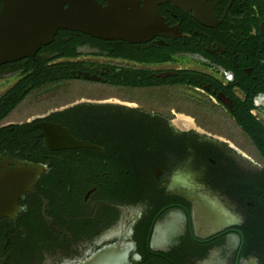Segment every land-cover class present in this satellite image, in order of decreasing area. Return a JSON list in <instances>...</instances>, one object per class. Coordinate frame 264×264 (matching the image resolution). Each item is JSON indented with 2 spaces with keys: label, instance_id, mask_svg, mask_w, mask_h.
Instances as JSON below:
<instances>
[{
  "label": "flooded vegetation",
  "instance_id": "1",
  "mask_svg": "<svg viewBox=\"0 0 264 264\" xmlns=\"http://www.w3.org/2000/svg\"><path fill=\"white\" fill-rule=\"evenodd\" d=\"M131 2L0 62V264H264V0Z\"/></svg>",
  "mask_w": 264,
  "mask_h": 264
},
{
  "label": "water",
  "instance_id": "2",
  "mask_svg": "<svg viewBox=\"0 0 264 264\" xmlns=\"http://www.w3.org/2000/svg\"><path fill=\"white\" fill-rule=\"evenodd\" d=\"M0 5V62L32 56L57 29L77 30L103 39H129L126 35L130 33L151 30V13H145L147 19L132 14L127 10L131 0H104V4L96 0H0ZM5 175L9 176L0 181V198L9 192L6 186L18 181L10 177L16 173Z\"/></svg>",
  "mask_w": 264,
  "mask_h": 264
},
{
  "label": "trees",
  "instance_id": "3",
  "mask_svg": "<svg viewBox=\"0 0 264 264\" xmlns=\"http://www.w3.org/2000/svg\"><path fill=\"white\" fill-rule=\"evenodd\" d=\"M263 209H264V207H263Z\"/></svg>",
  "mask_w": 264,
  "mask_h": 264
}]
</instances>
